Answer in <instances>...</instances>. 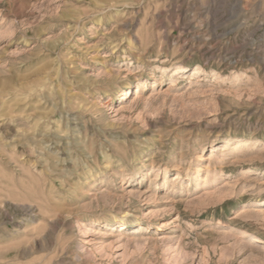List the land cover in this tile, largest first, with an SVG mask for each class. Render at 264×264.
I'll return each mask as SVG.
<instances>
[{
  "label": "rangeland",
  "instance_id": "rangeland-1",
  "mask_svg": "<svg viewBox=\"0 0 264 264\" xmlns=\"http://www.w3.org/2000/svg\"><path fill=\"white\" fill-rule=\"evenodd\" d=\"M238 137L264 143V0H0V264H264Z\"/></svg>",
  "mask_w": 264,
  "mask_h": 264
},
{
  "label": "bare ground",
  "instance_id": "bare-ground-1",
  "mask_svg": "<svg viewBox=\"0 0 264 264\" xmlns=\"http://www.w3.org/2000/svg\"><path fill=\"white\" fill-rule=\"evenodd\" d=\"M190 69V67H184V66H180L177 70H176V72H175V76H180L181 74H185L188 70ZM201 81V79H199V80H197V82H200ZM140 83H142L141 85H140V87L137 89V93H136V96H139L140 94H141V88H143V83L144 82H140ZM40 85H38V87H39ZM145 86V85H144ZM37 87V88H38ZM41 88V87H40ZM123 100H127V94H124L123 95V97H122V101ZM39 124H40V121H36L35 122V127H38L39 126ZM33 127V126H32ZM49 128L51 129V126H49ZM49 129V130H50ZM264 143H263V141L261 140V139H259V138H244V137H238V138H235V139H232V140H228V141H226L225 143H224V147H225V150H227V149H232V148H234V149H249L250 151L251 150H254V149H259V148H261L260 146L261 145H263ZM33 147V146H32ZM261 154V156H264V151L262 150V152L261 153H259V155ZM225 155H223V157H224ZM259 165H256L255 167H247V168H243V169H240V170H238V172H236V173H234V172H232V173H229V174H226L225 176H233V175H236V176H240V175H242V176H246V175H253V176H255V175H258V176H260L261 178H263L264 179V173L263 174H260V171L261 170H264V162H260V163H258ZM138 174V173H137ZM137 176V175H136ZM156 176V175H155ZM143 178V176H140V178L138 179V180H140V179H142ZM191 178V177H190ZM202 178H203V176H202ZM201 178V176H198L196 179H190V182L191 183H193L194 181H196V182H198L199 180H201L202 179ZM216 178H217V175L215 174V173H212L210 170H208V172H207V174H206V178L204 179V180H202L201 182H203L204 184H205V186H208V185H210V184H213L215 181H216ZM262 179V180H263ZM131 180V179H130ZM138 180H135V181H138ZM227 180H229V178L228 179H226V181ZM129 182V181H128ZM165 184V183H164ZM230 185V182H227V183H225V186H229ZM132 186V185H131ZM175 186V185H174ZM225 186H223V187H225ZM165 187V186H164ZM226 188V187H225ZM228 188H229V190L231 191V192H234V188H231V187H227L226 189H224L225 191H227L228 190ZM231 188V189H230ZM224 190H219V191H215V192H207V193H205L206 194V196L207 197H210V199H211V196L214 194V193H222ZM215 195V194H214ZM249 206H251V207H256V208H258V209H261L262 207H264V198H261V199H257V200H253V201H251L250 202V205ZM195 210V209H194ZM108 225V224H107ZM253 242L254 243H258V242H260V241H258V239L257 238H253Z\"/></svg>",
  "mask_w": 264,
  "mask_h": 264
}]
</instances>
